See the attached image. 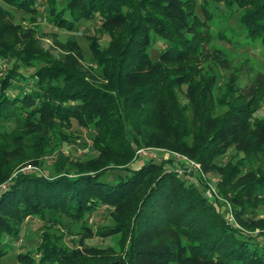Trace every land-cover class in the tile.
<instances>
[{"label":"trees","instance_id":"1","mask_svg":"<svg viewBox=\"0 0 264 264\" xmlns=\"http://www.w3.org/2000/svg\"><path fill=\"white\" fill-rule=\"evenodd\" d=\"M43 2L0 0V60L5 65V70L0 69V121L25 126L36 145L43 143L46 131L60 137L62 125L94 128L105 135L112 153L129 159L146 143L172 145L170 138L150 136L155 127L170 133L177 149L205 171L214 167V160L236 150L240 165L229 162L219 168L223 178L216 187L225 197L231 191L227 200L240 224L244 220L238 210L243 213L249 205L244 198L256 197L252 205L262 208L257 200L264 198V115L260 114L264 82L255 76L242 90L237 69L224 77L221 69L230 63L224 52L212 46L210 25L217 10L224 11L227 19L237 12L245 38L258 42L264 51V0H66L61 6L57 0H47L45 7ZM12 10L32 17L43 13L45 25L60 30H75L85 23L95 25L96 33H107L110 39L101 46L93 33L90 48L97 72L109 87L89 79L73 54L61 63L38 52L15 50L9 37L19 32L11 23ZM22 35L27 47L32 33ZM157 40V53L152 55L150 47ZM69 41L75 42L73 37ZM222 77L225 81L217 87ZM182 87L187 90L186 104L178 98ZM51 119L58 121L57 128L45 130ZM109 150L101 149L106 159H113ZM1 151L0 182L7 185L0 190V260L7 253L8 239L19 237L27 216L49 225L60 216L81 221L103 206L124 203L142 188L128 214L116 220L123 229L98 227L107 230L105 235L121 232L122 256L93 255V251L70 254L45 232L42 242L33 251H19L17 260L22 264H264V237L257 239L260 234L252 236L228 222L203 193L206 184L199 174L188 179L185 172L174 171L183 165L177 159L166 166L148 160L135 169H108L88 162L91 166L86 170L76 167L72 174V168L61 166L54 168L55 175L17 172L8 179L12 167L5 164ZM245 168L251 169L246 173ZM163 232L171 235L161 237ZM35 253H40L37 261Z\"/></svg>","mask_w":264,"mask_h":264},{"label":"rangeland","instance_id":"2","mask_svg":"<svg viewBox=\"0 0 264 264\" xmlns=\"http://www.w3.org/2000/svg\"><path fill=\"white\" fill-rule=\"evenodd\" d=\"M57 1V6H61L66 2V0ZM198 2H203V0H198ZM47 3V0H44V7L47 6ZM212 10H214V7H212ZM198 13L200 14V12ZM11 15V23L17 25L19 32L17 37H9L10 42L14 40L15 50L21 51V49H25V52H38L43 56L61 63L68 58L66 57L67 55L73 54L79 61L81 71L89 79L94 80L103 87H109L107 86L108 81L103 78L102 74L97 72L98 68L95 66L94 61H92V51L90 48V36H92L93 33L96 34L95 39L100 46L108 43L110 37L107 33H96L95 28H93L95 25H86L85 23L81 24L78 29L75 30H60L55 27H49L44 23L45 17L43 13H40L39 17H32V15L24 13V11L12 10ZM18 25L20 28L22 27L21 31ZM116 28L117 27H114V29ZM210 31L213 36L211 42L212 46L224 52L230 63L225 70L221 69L224 73V77L230 76V72L237 69L240 74L239 86L242 90L248 88L249 84L252 83L251 79L255 76L257 79L264 82V51L258 42H252L245 38L237 21V12H233L228 19L224 11L217 10L214 12V19L210 25ZM22 32L24 34L32 33L31 41L27 47H24L27 38L22 37ZM117 32V30L113 31V33ZM71 37L74 38V43L69 41ZM159 42L160 41L157 40L151 45L150 53L152 55H155V52L157 53L155 48L158 47ZM194 62H196V60H194ZM0 69L5 70V65L2 64L1 60ZM21 71L25 72L24 74L28 73L27 70L22 69ZM217 72H220V70ZM224 77L220 79L217 87L223 84L225 81ZM133 85H137L136 80H132V86ZM186 91V87H182L177 91L179 94L178 98L180 97V103H188L189 99H187V97L184 98ZM223 111L224 108L220 112ZM260 114L264 115V110ZM58 124L56 119H51L45 124L46 128L44 129L52 130V126L57 128ZM75 126L74 124V127ZM74 127L72 125H62L60 128L62 133L60 137L54 135L53 131H46V135L45 133L43 134V143L40 145L39 142V144L36 145L35 141L32 142L30 140L28 135L31 132H27L25 126L17 124L14 120L0 121V151H3V159H5L3 161L5 164L12 167V173L8 176V179L15 176L17 172L55 175L57 172L54 168H60L61 166L65 169L69 167L72 168L70 169V173L72 174L76 171L74 168L79 167V171L86 170L87 168L85 169V167L87 165L91 166L89 164H92L94 166L96 162H99L97 163L99 166L102 164V166L106 165L108 169H121L122 167L135 169L148 160L163 161L166 166L170 164L171 159H177L183 163V165L177 166L174 171L179 175L185 172L188 179H192L194 175L196 176V174H199L206 184L203 193L208 198L215 201L213 204L214 207L223 213L228 222H232L234 226L241 228L245 233L252 234V236L260 234L256 237L257 239L264 237V198H258L260 200H257V203H260L262 206L260 209L252 205L253 202H256V197H254V199H252V197L244 198L249 205L243 213L238 210L240 218L244 220H242L244 223L240 224L227 200L231 191H228L227 197H225L219 193L216 187V184L220 183L223 178L219 168H224L223 166L229 162L231 165L235 162L240 165L239 158L241 155L237 154L238 152L236 150H232L231 153L224 158L216 161L214 160L216 166L214 165V167L205 171L200 163L196 162L197 164H195L194 159L177 149L178 144L171 138L172 136L170 133H165L155 127L152 128L151 132L154 133H151L150 136L154 137V134H159L161 139L165 138L168 140L170 138L169 141L172 145L146 143L135 150L132 159L122 155L119 156L114 152L112 153V151L107 148L105 135L101 136L96 129L93 128L87 131L83 127H80L75 130L72 129ZM92 136L94 137L92 138ZM126 136V138H129L128 132H126ZM101 149L111 151L109 152L111 153L109 156L110 158L113 156V159H106ZM88 162L89 164H86ZM250 169L251 168H245L244 171L247 173ZM59 173H63V170ZM236 180L237 179H235V181ZM6 185L7 181L0 182V190L6 188ZM137 190L138 191L124 201V203L118 206H103L100 210L83 218L81 221H73L65 216H60L59 219L55 218L57 221L53 219L56 223L51 222L49 225L46 220L27 216L21 225L19 237L14 241L8 239L6 246L7 253L0 260V264H22L17 260L16 254L19 251H33L35 247L42 242L45 232H48L49 237L57 240L64 250H67L70 254L76 255L78 252L85 253L93 251V255H98L100 253L109 254L110 252L114 253L112 255L122 256L123 251L120 247L121 232L105 235L107 230L105 229L106 233L101 232V229L98 231V227L103 226L102 231L104 228L112 226H118V229H123L124 224L121 223L117 225L116 220H119L121 217L124 218L125 215L128 214V211L131 210L132 201L135 199L134 196L136 194L139 196L143 189ZM235 190H238V188L236 187ZM97 232H101L103 235H98ZM128 234L127 231L126 239L129 236ZM170 235L171 233L169 232H163L161 237H169ZM159 239L161 240V238L156 240ZM39 255L40 253L34 254L36 261L39 259ZM181 264H191V262L184 261Z\"/></svg>","mask_w":264,"mask_h":264},{"label":"built area","instance_id":"3","mask_svg":"<svg viewBox=\"0 0 264 264\" xmlns=\"http://www.w3.org/2000/svg\"><path fill=\"white\" fill-rule=\"evenodd\" d=\"M195 164H197V163L195 162Z\"/></svg>","mask_w":264,"mask_h":264}]
</instances>
